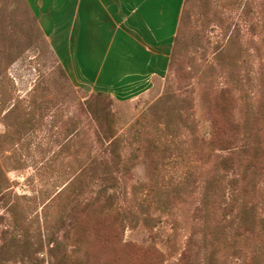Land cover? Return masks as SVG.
<instances>
[{
  "label": "rangeland",
  "instance_id": "1",
  "mask_svg": "<svg viewBox=\"0 0 264 264\" xmlns=\"http://www.w3.org/2000/svg\"><path fill=\"white\" fill-rule=\"evenodd\" d=\"M169 59L134 98L96 96L62 77L25 0H0V264H133L147 246L162 258L142 264H264V0H183ZM222 89L241 129L225 167ZM101 188L118 217L84 211ZM115 219L117 245L81 234Z\"/></svg>",
  "mask_w": 264,
  "mask_h": 264
},
{
  "label": "crops",
  "instance_id": "2",
  "mask_svg": "<svg viewBox=\"0 0 264 264\" xmlns=\"http://www.w3.org/2000/svg\"><path fill=\"white\" fill-rule=\"evenodd\" d=\"M68 79L131 99L168 65L183 0H25Z\"/></svg>",
  "mask_w": 264,
  "mask_h": 264
},
{
  "label": "trees",
  "instance_id": "3",
  "mask_svg": "<svg viewBox=\"0 0 264 264\" xmlns=\"http://www.w3.org/2000/svg\"><path fill=\"white\" fill-rule=\"evenodd\" d=\"M53 56H54V54H53ZM55 61L58 64V67H59L58 69H59V72L62 75V77L64 79L68 80V77H67L63 67L58 63L56 58H55ZM170 61L171 60L169 59V64H170ZM94 94L96 96H101V95L108 96V95L100 93V92H95ZM213 101H214V103H213L212 108H213V110L216 109L218 114L216 116L214 114H213V116H211L213 126H212V133H211V138H210L209 144L211 146L217 147L219 150H221L223 152H227L226 156L222 157V159L220 161L222 166H224L223 164L233 165V158L234 157L232 156V154H233V151H234L236 144H237L236 143V133L238 132V130H241L239 125H232L230 128L228 126L230 123V118H229L230 106L233 105V98H232V96L228 90L222 89L215 94ZM85 105H86V103L84 102V106ZM107 130H109V128H107ZM158 151H159L158 146L151 145L149 147V151H147L146 159L147 160L150 159V163H152L151 159L156 154H158ZM262 154L263 153L261 151L254 152V154L252 156V161L254 162V164L257 162H259V163L264 162ZM148 165L153 171L156 169L155 166H152L149 163H148ZM83 199H84V201L82 203H84V205H83L84 211H88V209L90 207H92L93 205H97L98 207H100L99 211H101L107 217H110V218H112V216L114 218L118 217V215L112 211V207H113V203H114L113 202L114 196H113V194L108 193L106 188H101V190L98 191L96 195H94V196L89 195L87 198H83ZM115 222L117 223V225L113 229H111V231H105L100 236L98 234V231H99L98 229H96V228L88 229L84 226H82L81 234L83 235L84 238L86 237L87 232L89 234H93L94 236H98L96 238H99L102 241V243H105V244H109L110 241H112V240H113V242H116V241L118 242L117 239H118L120 233H122V227H121L120 223H118L116 221V219H115ZM117 242L115 243L116 245L118 244ZM89 245H87L85 247L84 252L82 251L83 252L82 257L85 259H89L93 253V246H92V244H89ZM122 246H125V245H122ZM52 251H53V248H52ZM148 252L153 254L155 261L160 260V258H162V254L150 246L139 248V250L137 251L136 254L143 256L144 253L146 254ZM139 255H138V257H136L133 264H142V260H141V257Z\"/></svg>",
  "mask_w": 264,
  "mask_h": 264
}]
</instances>
